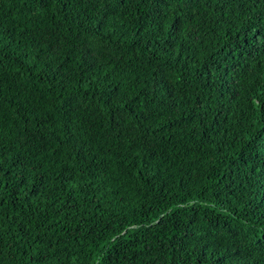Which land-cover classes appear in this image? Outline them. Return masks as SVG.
<instances>
[{
	"label": "trees",
	"instance_id": "1",
	"mask_svg": "<svg viewBox=\"0 0 264 264\" xmlns=\"http://www.w3.org/2000/svg\"><path fill=\"white\" fill-rule=\"evenodd\" d=\"M0 264H264V0H0Z\"/></svg>",
	"mask_w": 264,
	"mask_h": 264
}]
</instances>
